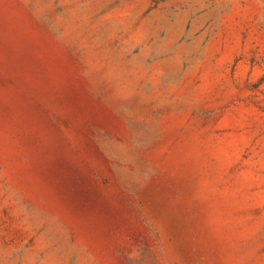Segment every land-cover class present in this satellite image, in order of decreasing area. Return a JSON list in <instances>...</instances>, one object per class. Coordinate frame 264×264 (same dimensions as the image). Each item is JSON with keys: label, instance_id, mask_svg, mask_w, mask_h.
I'll return each instance as SVG.
<instances>
[{"label": "rangeland", "instance_id": "rangeland-1", "mask_svg": "<svg viewBox=\"0 0 264 264\" xmlns=\"http://www.w3.org/2000/svg\"><path fill=\"white\" fill-rule=\"evenodd\" d=\"M0 264H264V0H0Z\"/></svg>", "mask_w": 264, "mask_h": 264}]
</instances>
